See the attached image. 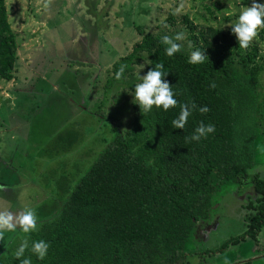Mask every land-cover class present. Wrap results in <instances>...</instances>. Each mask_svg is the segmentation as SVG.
<instances>
[{
  "label": "trees",
  "instance_id": "obj_1",
  "mask_svg": "<svg viewBox=\"0 0 264 264\" xmlns=\"http://www.w3.org/2000/svg\"><path fill=\"white\" fill-rule=\"evenodd\" d=\"M184 21L192 51L200 49L208 59L190 64V54L183 49L169 57L162 37L138 28L141 39L113 63L104 87L105 92L115 84L134 91L141 82L134 75L135 66L146 63L143 77L163 64L164 80L177 106L167 111L154 106L144 113L134 104L130 128L109 142L73 190L65 192L59 210L25 234L24 256L17 259L14 253L21 243L12 244L0 264H21L24 258L32 264H185V245L195 225L208 217L217 187L248 179L256 198L249 207L254 214L247 218L246 231L204 254L224 252L246 238L256 240L264 228V181L259 174H249L254 166L252 144L261 124L258 89L264 65L258 43L264 42V29L256 43L240 49L231 28L198 29L187 17ZM17 59L16 37L5 0H0L1 80L13 79ZM121 65L126 68L117 80ZM193 103L196 108L185 128H173L180 105ZM204 106L209 111L201 114ZM201 122L215 131L199 141H186ZM57 140L65 139L59 135ZM73 140L67 141L69 149ZM39 240L50 245L42 260L31 251Z\"/></svg>",
  "mask_w": 264,
  "mask_h": 264
},
{
  "label": "rangeland",
  "instance_id": "obj_2",
  "mask_svg": "<svg viewBox=\"0 0 264 264\" xmlns=\"http://www.w3.org/2000/svg\"><path fill=\"white\" fill-rule=\"evenodd\" d=\"M252 2L183 0L177 13L181 0H5L18 59L13 79H0V210L18 213L31 208L37 223L53 216L65 192L73 190L105 146L130 128L134 91L115 84L105 92L104 87L113 63L141 39L138 28L160 37L183 32L185 39L178 43L190 54L184 17L198 29L227 30ZM258 47L264 65V42ZM145 66H135L134 75L142 78ZM258 90L261 124L252 144L254 166L249 175L255 172L264 181V70ZM59 135L65 140L59 142ZM255 198L249 179L217 187L206 220L219 218L218 224L208 229L206 240L195 232L190 236L185 251L191 254L184 263L264 264V228L256 240L246 238L224 252L204 254L246 231ZM24 239L19 228L5 231L0 257L9 245Z\"/></svg>",
  "mask_w": 264,
  "mask_h": 264
},
{
  "label": "clouds",
  "instance_id": "obj_3",
  "mask_svg": "<svg viewBox=\"0 0 264 264\" xmlns=\"http://www.w3.org/2000/svg\"><path fill=\"white\" fill-rule=\"evenodd\" d=\"M184 7L183 0H181L180 6L176 9V12H180ZM232 34L237 38L239 48L247 49L251 42L258 36L259 30L264 29V4H260L253 0L250 7H243L238 15L236 21L230 26ZM185 34L183 32L177 33L175 36L165 35L161 38L160 43L165 46V54L169 57L173 56L181 50L182 45L178 41H183ZM191 48V45H189ZM208 59L204 54V51L196 49L191 51L189 57L190 64H200ZM163 64H158L155 68L149 70L145 76L141 78V82L136 84L134 92L132 93L134 100L140 110L144 113H148L155 106L156 108H163L167 111L170 108L177 106V100L174 98L172 87L164 80L165 74L162 71ZM126 65H121L120 69L116 72L115 78L121 79ZM214 87V85H213ZM196 108L193 103L191 106L188 104L180 105V112L176 119L172 120L171 126L175 129H184L188 121L189 116L192 114V110ZM209 111L207 106L199 108L201 114H205ZM214 126L204 125L200 123L194 130V134L187 140L199 141L202 137H206L208 134L214 132ZM0 190L3 187L0 186ZM19 228L23 233L27 234L37 228V216L33 209L24 208L18 213H12L11 211L0 210V241L4 239L5 231L13 232ZM50 245L43 240L34 241L32 243L31 251L37 255L39 259H44L47 255ZM28 248V240L24 239L19 248L15 251L14 255L17 259H21L24 256L26 249ZM21 264H32L30 258H24L21 260ZM227 264V261H225Z\"/></svg>",
  "mask_w": 264,
  "mask_h": 264
},
{
  "label": "flooded vegetation",
  "instance_id": "obj_4",
  "mask_svg": "<svg viewBox=\"0 0 264 264\" xmlns=\"http://www.w3.org/2000/svg\"><path fill=\"white\" fill-rule=\"evenodd\" d=\"M218 220H219V218H217V221H215V219L209 218V220H206V221L205 220L204 221H199L201 223H204L203 226L205 225V227L202 226V228H199V227H197V225H195V229H194L195 236H200L201 240H206L207 239L206 235L208 233V229L210 231L212 229H214L215 226H217V224H218ZM218 253H220V252H218ZM218 253H216V254H218ZM235 264H237V263H235ZM243 264H249V262H244Z\"/></svg>",
  "mask_w": 264,
  "mask_h": 264
},
{
  "label": "crops",
  "instance_id": "obj_5",
  "mask_svg": "<svg viewBox=\"0 0 264 264\" xmlns=\"http://www.w3.org/2000/svg\"><path fill=\"white\" fill-rule=\"evenodd\" d=\"M251 173H252V172H251ZM254 173H255V172H254ZM254 173H253V174H254ZM197 237H198V236H197ZM198 241H199V240H198ZM195 251H196V250H195L194 248H193V251H192V249H191V252H192V254H194V255H196V254H195ZM190 254H191V253H190ZM190 254L188 253V255H190ZM188 255H187V256H188ZM186 264H188V260L186 261Z\"/></svg>",
  "mask_w": 264,
  "mask_h": 264
}]
</instances>
